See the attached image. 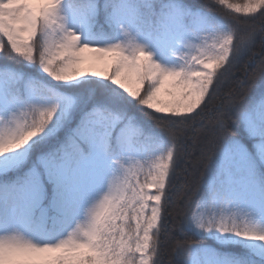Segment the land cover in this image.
<instances>
[{
    "label": "snow or ice",
    "instance_id": "obj_1",
    "mask_svg": "<svg viewBox=\"0 0 264 264\" xmlns=\"http://www.w3.org/2000/svg\"><path fill=\"white\" fill-rule=\"evenodd\" d=\"M0 264H264V0H0Z\"/></svg>",
    "mask_w": 264,
    "mask_h": 264
},
{
    "label": "trees",
    "instance_id": "obj_2",
    "mask_svg": "<svg viewBox=\"0 0 264 264\" xmlns=\"http://www.w3.org/2000/svg\"><path fill=\"white\" fill-rule=\"evenodd\" d=\"M197 3L201 4V5H207L209 0H196ZM206 11H211L214 14H218L216 9L213 8H207L205 9ZM260 25V21H256V26L257 28H259ZM245 25H242L241 28L242 30L245 28ZM254 52L258 53L260 51V43L259 41L257 42L255 48L253 49ZM250 56H245L242 60H240L237 65L234 66V68L232 69V72L235 73V75L237 76H242L245 72V70L247 69L248 74L251 75L252 71H254L253 68L248 67V62H249ZM259 61H256V63L258 64ZM229 80V84H231L232 82V76L228 77ZM225 91H227V88L224 89ZM183 167V165H182ZM200 172H203V168L200 169ZM191 179V177H189ZM178 223V221H177ZM169 227L171 228L172 225L170 224Z\"/></svg>",
    "mask_w": 264,
    "mask_h": 264
}]
</instances>
